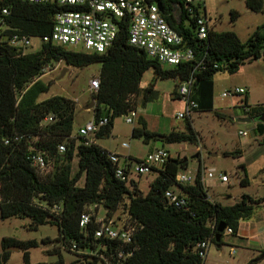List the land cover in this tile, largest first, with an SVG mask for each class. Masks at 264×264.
Returning <instances> with one entry per match:
<instances>
[{
  "label": "trees",
  "instance_id": "obj_1",
  "mask_svg": "<svg viewBox=\"0 0 264 264\" xmlns=\"http://www.w3.org/2000/svg\"><path fill=\"white\" fill-rule=\"evenodd\" d=\"M159 1L164 5L167 22L184 37L183 47L195 51L197 62L165 69L145 51L129 43L126 22L122 23L117 40L105 54H87L43 43L39 51L22 55L6 42L0 46V220L28 218L35 230L40 226L55 225L60 233L58 241L73 253V243L81 249L94 248L92 237L84 241L80 219L90 207H102L109 218L121 212L137 226L133 242L126 250L120 247V242L108 244L110 250L122 248L133 252L123 264H205L198 244L212 239V244L220 247L224 238L223 235L216 243L220 224L226 225V230L231 228L232 236H237L241 222L250 220L261 208L264 200L248 194L232 205L217 202L210 197L200 178L193 184L177 183L179 172L188 167V162L180 158H171L164 170H155L157 176L148 193L144 194L135 180L128 184L116 177L111 152L95 142L86 144L87 141L78 135L74 137L77 112L74 100L63 96L39 100L51 88L40 78L46 66L60 62L76 68L100 64V88L91 96L95 102L94 119H108L109 123L96 136L110 135L117 118L137 109L136 99L143 91L141 83L149 70L156 76L147 89L152 96L157 79H174L179 85V81H188L199 65L195 71L193 99L199 105L198 112H206L214 110V77L217 74L228 72L233 75L246 62L264 59V24L246 42L234 32L214 29L207 39L200 40L196 20L189 14L185 0ZM0 3L11 9L8 25L12 30L35 39L51 34L58 7L32 5L20 0H0ZM246 4L255 13L264 11V0H246ZM232 16L235 20L238 14L233 12ZM11 33L6 32L3 38L7 39ZM151 96H145V105ZM247 115L257 121L255 133L264 135V123L259 121L264 115V105ZM50 116L54 121L44 126V120ZM217 116L225 117L219 113ZM185 121V131L174 130L160 136L150 131L142 119L134 127L132 136L145 144L198 145L201 139L192 121ZM160 138L164 139L160 141ZM64 142H67V151L60 153L59 145ZM37 152L47 160L45 173L32 164L31 155ZM76 158L78 170L74 172ZM82 179L84 185L79 186ZM241 184L250 185L247 176ZM170 190L179 193L186 204L172 203L166 197ZM96 227L94 222L89 226L91 236ZM14 247L24 251V264H48L31 262L30 250L39 247L37 241L24 242L14 238L2 240L0 264H8L10 249ZM61 252V247L49 252L60 256L52 264H64ZM260 253L262 255L264 251ZM248 264H254V261Z\"/></svg>",
  "mask_w": 264,
  "mask_h": 264
},
{
  "label": "rangeland",
  "instance_id": "obj_2",
  "mask_svg": "<svg viewBox=\"0 0 264 264\" xmlns=\"http://www.w3.org/2000/svg\"><path fill=\"white\" fill-rule=\"evenodd\" d=\"M205 5L212 29L218 32H234L242 42H246L264 24V11L261 13L251 11L247 7L246 0H205ZM233 12L238 14L235 20L232 16ZM41 46L40 39H34L33 46L28 51L37 52ZM60 63L59 69L41 78L43 82L50 84L51 88L39 100L44 101L54 96L77 100L73 132L76 137L80 127L92 118V114L84 108L92 109L90 107L92 103L90 82L94 77L99 76L101 65L93 64L84 68H76L67 66L65 62ZM169 68L165 67V69ZM155 77L154 71L149 70L143 77V83L150 84ZM156 81L154 83L157 92L153 93L146 105L144 95L141 93L137 102V112L148 115L153 126L160 123L163 133H170L174 126L182 128L186 124L185 120L177 118L185 111V103L181 99L172 97L178 85L176 80L157 79ZM237 88L244 89L246 94L223 97V93L234 92ZM246 105H249V109L264 105V59L246 62L236 74L231 75L224 72L214 77V110L198 112L192 120L193 127L201 138L198 145L184 143L166 146L173 158L177 159L181 155L182 158L188 160V167L182 169V172L196 171L202 164L205 170H216L218 174L226 173L229 176V183H221L217 178L207 179L205 183L210 197L224 205L236 203L244 194L264 200V145L262 146V142L258 139L259 135L254 132L256 120L242 121L247 116L244 109ZM217 113L225 117L220 118ZM137 119L135 118L133 124H128L127 116L119 117L114 122L112 135L108 138L93 136L92 141L111 153L119 154L122 165L129 161L127 159L129 154H133L135 159L143 158L151 149L163 145L160 142L145 144L143 140L133 138V127L138 125ZM240 131H246L249 135L242 137L239 135ZM124 143L129 145V148H123ZM198 146L201 148L200 151H198ZM237 152L239 154H236ZM130 164H132V178L138 182L140 190L147 194L150 184L157 176L156 173L139 176L135 173L134 164L132 162ZM77 170L78 159L76 158L74 172ZM246 176L250 180V185L243 186L241 181ZM83 185L84 179L79 183V186ZM261 208H264V201ZM98 211L100 217L106 215L104 208L99 207ZM115 216L116 218L126 217L121 212ZM255 221L256 219L253 222ZM241 224H250V222L247 220ZM31 226L32 220L28 218L0 220V252H2V240L14 238L24 242H38L39 247L30 250L32 263H56L60 256L49 252L61 247L64 264H93L92 258H84L64 248L58 241L60 233L57 226L45 225L36 230ZM47 239L51 241H46ZM237 240L236 236H230L223 238V244L220 247L212 244L208 264H244L246 259L244 249L236 245ZM11 251L8 264H24V251ZM261 263L255 262L254 264Z\"/></svg>",
  "mask_w": 264,
  "mask_h": 264
},
{
  "label": "built area",
  "instance_id": "obj_3",
  "mask_svg": "<svg viewBox=\"0 0 264 264\" xmlns=\"http://www.w3.org/2000/svg\"><path fill=\"white\" fill-rule=\"evenodd\" d=\"M32 5L56 6L58 12L54 16V26L49 36L40 38L43 43H53L66 49H74L77 52L87 54H105L115 43L121 30L123 22L128 24L129 43L147 53L148 57L157 61L163 67H175L182 63L197 62L195 51L191 48H184L185 39L172 28L167 22L164 13L161 12L157 1L159 0H20ZM188 4L189 14L196 20L197 36L200 40H205L211 31V20L206 13L205 0H185ZM204 10V14H203ZM198 11V15L196 12ZM11 9L9 6L0 3V46L7 43L16 48L22 55H27L28 50L33 46V40L28 35L19 31L12 30L8 25ZM12 33L4 39L6 32ZM61 63L46 66L42 71V76L52 73L59 69ZM199 65L196 66L198 69ZM190 79L181 82L178 85V95L185 103V111L180 113L177 118L181 120H193L198 113L199 105L193 99V86L196 82L195 71ZM100 88V78L94 77L90 82L91 96L98 92ZM246 94L244 89L237 88L234 92L223 93V97L241 96ZM78 104V101H75ZM247 114L252 109L244 107ZM137 117V111L134 110L127 115V123L133 124ZM54 121L53 117H47L43 125ZM108 119L96 121L93 119L84 127L80 128L78 136L84 138L86 144H92V137L96 136L102 128L107 126ZM242 137L248 136V132L240 131ZM8 143V142H7ZM128 148L127 144L122 145ZM33 151H35L32 148ZM31 150V151H32ZM67 151V142L59 145V152ZM111 161L116 166V177L128 184H132V164H121L120 156L112 153ZM171 159V154L165 148L157 149L149 153L138 162H133L135 173L142 176L147 173H153L155 170H164L166 164ZM33 166L41 173L48 170L47 160L40 152L31 155ZM216 170H205L201 165L196 171L179 172L176 181L179 184H193L198 178L205 185L207 179L217 178L221 183H229V176L226 173L216 174ZM166 197L175 205L183 206L186 201L179 193L170 190ZM95 207V208H94ZM118 213V212H117ZM116 213V214H117ZM115 214V215H116ZM106 215L100 217L97 206L89 208L80 219V228L84 234V241L92 237L94 248L81 249L78 244H72V252L93 259V264H123V262L132 256L131 251H124L131 245L137 231L136 224L132 223L129 217ZM95 217V220L93 218ZM96 223L97 227L91 236L89 226ZM228 235H233L231 228L225 231ZM120 242V250H110L108 244L111 242ZM212 245V239H207L198 244L200 256L206 263L208 252Z\"/></svg>",
  "mask_w": 264,
  "mask_h": 264
},
{
  "label": "crops",
  "instance_id": "obj_4",
  "mask_svg": "<svg viewBox=\"0 0 264 264\" xmlns=\"http://www.w3.org/2000/svg\"><path fill=\"white\" fill-rule=\"evenodd\" d=\"M207 12V11H206ZM156 78V77H155ZM157 82V81H156ZM155 82V83H156ZM178 83V82H177ZM151 86V83L150 84H147V83H141V89L143 90L142 91V93H143V95H144V100H145V96L147 95V96H151L148 92H147V89L149 88ZM153 90H154V93L155 92H157L156 91V85L154 84V87H153ZM140 97V96H139ZM139 97L136 99V102H138V99H139ZM172 97L174 98V99H179L180 100V97H179V95H178V85H177V87H176V89H175V91H174V93H173V95H172ZM76 101V100H75ZM88 108L86 107V109L84 108V110H86V111H88V112H90L91 114H92V118L90 119V120H88L87 121V123L88 122H90V121H92L93 119H94V112H95V107L93 108V109H91V110H87ZM137 110V109H136ZM138 118V119H137ZM136 119H137V121H138V123H139V121L140 120H145L146 121V123L148 124V128H149V130L150 131H152V132H155V133H157V134H159L160 136H166V135H168L169 133H166V132H164L163 133V131H162V127H161V124L159 123L157 126H153V125H151V121H150V117L148 116V115H146V114H143V113H138L137 112V117H136ZM254 121L255 119H251L248 115L247 116H245V119H242V121L243 122H251V121ZM86 123V124H87ZM185 123H186V121H185ZM85 124V125H86ZM85 125H82L80 128H82V127H84ZM138 125H136V126H134V127H137ZM133 127V128H134ZM256 127H257V121H256V125H255V127H254V132H255V129H256ZM114 129V128H113ZM174 130H177V131H185L186 130V124L182 127V128H179V127H173V129L170 131V133L172 132V131H174ZM113 131V130H112ZM74 132V131H73ZM256 135H259L258 136V139H260V141L262 142V146L264 145V135H260V134H258V133H255ZM110 135H112V132H111V134ZM110 135H104V137H106V138H108ZM201 139V138H200ZM161 140H163L162 138H160V141ZM95 142V141H94ZM96 143V142H95ZM124 144H126V143H124ZM100 146V145H99ZM129 146V145H128ZM100 147H102V146H100ZM103 149H105L104 147H102ZM129 148V147H128ZM161 148H165L166 150H168L167 148H166V146H161V147H155V148H153V149H151L150 151H149V153H152L153 151H155V150H157V149H161ZM105 150H107V149H105ZM201 150V148L198 146V151H200ZM108 151V150H107ZM169 151V150H168ZM170 152V151H169ZM239 152H241V149H239ZM148 153V154H149ZM115 154H117V153H115ZM147 154V155H148ZM171 154V153H170ZM119 155V154H118ZM146 155V156H147ZM120 156V155H119ZM121 157V156H120ZM144 158V157H143ZM143 158H137V159H135V156L133 155V154H129V156H128V158L127 159H129V161H127V163L126 164H130V162H134V160H140V159H143ZM171 158H173L172 157V155H171ZM178 158H180V159H184V158H182V156L181 155H179L178 156ZM177 158V159H178ZM173 159H175V158H173ZM188 162V161H187ZM202 164H200L199 165V167L201 166ZM198 167V168H199ZM197 168V169H198ZM196 169V170H197ZM180 172H182V171H180ZM175 190H177L178 191V189H175ZM229 205H231V204H229ZM254 219H256V221L255 222H253L254 221ZM249 222H250V224H241L240 225V228H239V231H238V233H237V244L236 245H238V246H241L243 249H244V254H245V256H246V259H245V261H244V264H248V263H250V262H252V261H254V263H255V260H257V259H259L262 255H261V251H264V208H259V209H257L256 210V212H255V214H254V216L250 219V220H248ZM245 222V221H244ZM230 236H232V235H228L227 233H225L224 234V237H230ZM251 241H254V242H251ZM209 253H210V250H209V252H208V256H209ZM208 256H207V260H206V263L205 264H208ZM262 262V263H261ZM257 263H261V264H264V258L263 259H261V260H259V261H257Z\"/></svg>",
  "mask_w": 264,
  "mask_h": 264
},
{
  "label": "water",
  "instance_id": "obj_5",
  "mask_svg": "<svg viewBox=\"0 0 264 264\" xmlns=\"http://www.w3.org/2000/svg\"><path fill=\"white\" fill-rule=\"evenodd\" d=\"M1 1H3V0H1ZM157 3H158V6H159L161 12L164 13V11H165L164 5L160 1H157ZM179 83H181V81H179ZM94 104H95V102L92 100V103L90 106L92 109L94 108ZM259 121L264 123V115L259 119ZM162 139H164V138H162ZM187 161H188L187 159L184 160V162H187ZM226 228H227L226 225L220 224V226L218 228L217 235H216V243H219L221 241L223 235L225 234ZM10 250L19 251V248L14 247V248H11ZM263 258H264V254L259 259L255 260V262H257Z\"/></svg>",
  "mask_w": 264,
  "mask_h": 264
},
{
  "label": "flooded vegetation",
  "instance_id": "obj_6",
  "mask_svg": "<svg viewBox=\"0 0 264 264\" xmlns=\"http://www.w3.org/2000/svg\"><path fill=\"white\" fill-rule=\"evenodd\" d=\"M92 102V101H91Z\"/></svg>",
  "mask_w": 264,
  "mask_h": 264
}]
</instances>
